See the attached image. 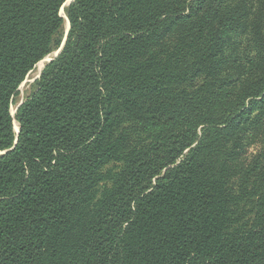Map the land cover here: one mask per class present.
<instances>
[{"label":"trees","instance_id":"16d2710c","mask_svg":"<svg viewBox=\"0 0 264 264\" xmlns=\"http://www.w3.org/2000/svg\"><path fill=\"white\" fill-rule=\"evenodd\" d=\"M66 2L0 0V264H264V0Z\"/></svg>","mask_w":264,"mask_h":264},{"label":"rangeland","instance_id":"374dc122","mask_svg":"<svg viewBox=\"0 0 264 264\" xmlns=\"http://www.w3.org/2000/svg\"><path fill=\"white\" fill-rule=\"evenodd\" d=\"M46 60H48V59L46 58ZM43 65H42V67H43ZM40 71H41V69H39L38 66L36 65L34 70L28 74L25 81L19 87V96L15 100V103L11 106V113H12L13 117L15 115L16 108L19 105V103L22 102L25 99V97L29 94V92L31 91V89H32L31 86H32L33 82L38 78ZM14 121H13V128H14ZM259 148H260L259 144H255V145L251 146L247 151V153H248L247 155H249V156L253 155L254 153L257 152V150H259Z\"/></svg>","mask_w":264,"mask_h":264},{"label":"water","instance_id":"95a60500","mask_svg":"<svg viewBox=\"0 0 264 264\" xmlns=\"http://www.w3.org/2000/svg\"><path fill=\"white\" fill-rule=\"evenodd\" d=\"M71 2H72V0H67V2L65 3L64 6H68ZM64 6H63V7H64ZM61 14L63 15V9H61ZM68 30H69V24H68V21H66L65 37H66V35H67ZM65 37H64V39H63V42H62L60 48H59L55 53H53V54L51 55L52 57H51V56H48V57H47L48 60H46V58H45V59H43L41 62H44L45 64H46V63H49V62H51L54 58H56V57L58 56V54L60 53V51H61V49H62V47H63V45H64V43H65ZM45 64L43 65L42 69L44 68ZM42 69H41V71H42ZM41 71H40V72H41ZM39 74H40V73H39ZM38 78H39V76H38ZM38 78H37V79H38ZM22 103H23V102H20L19 105H18L17 107H19ZM11 115H12V113H11ZM14 131H15V130H14ZM18 132H19V127L17 128V130L15 131V133L18 134ZM15 144H16V141H15ZM11 150H12V149H11ZM4 153H6V152L0 153V154H4Z\"/></svg>","mask_w":264,"mask_h":264},{"label":"bare ground","instance_id":"6f19581e","mask_svg":"<svg viewBox=\"0 0 264 264\" xmlns=\"http://www.w3.org/2000/svg\"><path fill=\"white\" fill-rule=\"evenodd\" d=\"M43 64H44V63L41 62V63L38 65V68H39V69H42V65H43ZM17 128H18V125H17L16 121H14V129L17 130Z\"/></svg>","mask_w":264,"mask_h":264}]
</instances>
